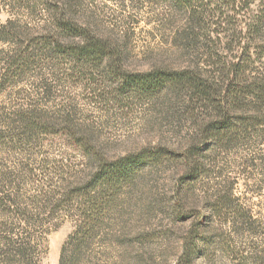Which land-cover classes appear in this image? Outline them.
<instances>
[{
    "label": "rangeland",
    "instance_id": "rangeland-1",
    "mask_svg": "<svg viewBox=\"0 0 264 264\" xmlns=\"http://www.w3.org/2000/svg\"><path fill=\"white\" fill-rule=\"evenodd\" d=\"M229 1L0 0V27L17 33L0 43V76L20 46L37 38L55 35L64 46L85 42L57 37L62 8L118 56L98 68L73 67L69 55L34 46L35 61L0 85V234L38 237L42 264H59L76 223L65 213L51 214L54 196L90 177L93 152L108 161L155 148L180 155L198 140L213 111L191 105L174 88L152 97L124 94L112 69L115 63L132 74L200 69L218 77L223 64L245 58L249 49L251 73L264 72V29L248 35L246 27L264 0H239L237 10L246 8L240 14ZM262 130L232 145H211L205 172L191 185L181 184L187 168L180 159L147 165L108 219L105 244L95 246L99 263L176 264L185 237L199 226L193 264H264ZM8 248L0 246V264H9Z\"/></svg>",
    "mask_w": 264,
    "mask_h": 264
},
{
    "label": "trees",
    "instance_id": "trees-1",
    "mask_svg": "<svg viewBox=\"0 0 264 264\" xmlns=\"http://www.w3.org/2000/svg\"><path fill=\"white\" fill-rule=\"evenodd\" d=\"M238 1L228 2L234 14H240L246 9L242 7L237 10ZM66 11L63 8L57 10L55 20L57 37H80L85 42L81 45L64 46L60 39L52 35L37 38L26 48L20 46L18 49L20 51L10 57L9 67L4 74H1L0 85H4L7 77L14 75L18 69L29 66L35 61V55L30 53L34 46L42 51L54 50L56 53L69 55L73 59V67H83L88 64L98 68L106 60L118 58L107 43L93 37L90 32L76 25L71 18H67ZM228 22L232 27L236 26L232 18ZM246 27L248 35H252V31L263 30L264 10ZM16 35L17 33L10 31L7 25L0 27V43L9 42ZM242 54L245 58L241 55L237 62L232 60L228 64H223L218 77L216 72L200 69L155 70L132 74L115 63L112 77L119 81L121 92L124 94L136 93L139 96L152 97L166 88L182 90L189 95L191 105L213 111L215 119L205 123L197 133L198 140L180 155L173 151L155 148L144 149L138 154L108 161L93 152L97 164L90 177L85 182L72 185L54 196L56 200L51 214L65 213L76 223L74 232L62 246L59 264H100L95 246L99 243L105 244L101 238L104 237L111 214L122 206V196L147 165L157 164L163 160L180 159L187 168L181 184L191 185L205 172V157L211 145L224 143L232 145L236 139L246 137L251 130L264 129V72L256 75L251 73L250 50L244 49ZM13 68L16 71L11 72ZM209 78H223V80L217 83L216 80ZM244 113L249 115L243 116ZM260 132L263 134L264 130ZM88 152L92 153V150L89 149ZM43 197L46 196L38 194L36 198L40 200ZM39 204L36 207L42 213ZM43 225L38 227L41 228ZM198 239L199 226H194L184 239L183 253L176 264L194 263L198 253ZM38 240V237L33 236L22 238L18 232L0 234V246L9 247L3 254L9 264L13 262L42 264L39 251L41 243Z\"/></svg>",
    "mask_w": 264,
    "mask_h": 264
}]
</instances>
